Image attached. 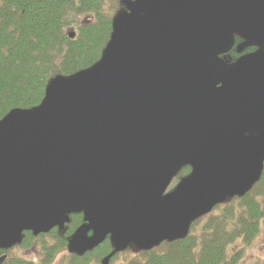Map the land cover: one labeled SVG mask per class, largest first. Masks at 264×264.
<instances>
[{
	"label": "water",
	"instance_id": "obj_1",
	"mask_svg": "<svg viewBox=\"0 0 264 264\" xmlns=\"http://www.w3.org/2000/svg\"><path fill=\"white\" fill-rule=\"evenodd\" d=\"M122 1L95 64L0 119L1 250L81 213L68 250L108 238V264L185 238L261 176L264 0Z\"/></svg>",
	"mask_w": 264,
	"mask_h": 264
},
{
	"label": "trees",
	"instance_id": "obj_2",
	"mask_svg": "<svg viewBox=\"0 0 264 264\" xmlns=\"http://www.w3.org/2000/svg\"><path fill=\"white\" fill-rule=\"evenodd\" d=\"M105 4L110 11H103ZM120 9H124L122 0H0V119L11 109L38 105L52 78L69 76L95 64ZM81 15L89 19L70 37L66 30ZM236 55L234 50L230 52L231 57ZM189 170L186 166L180 174ZM70 217L63 230L55 228L37 236L24 232L17 246L28 247L39 240L40 263H50L59 252L68 250L67 239L82 222V214ZM262 227L264 162L259 180L244 196L227 198L193 221L185 238L162 242L148 251L129 246L108 264H115L121 254H127L124 264H238L243 248L252 243ZM45 235L51 236V244L41 242ZM111 251L106 238L82 256L69 253L64 264H92ZM9 252L0 249V256L7 255L2 264H36Z\"/></svg>",
	"mask_w": 264,
	"mask_h": 264
},
{
	"label": "rangeland",
	"instance_id": "obj_3",
	"mask_svg": "<svg viewBox=\"0 0 264 264\" xmlns=\"http://www.w3.org/2000/svg\"><path fill=\"white\" fill-rule=\"evenodd\" d=\"M102 8H103L104 12L110 11V10L107 9L108 8V4H105ZM88 19H89L88 17L83 16V15H81V17H75L73 19V23L74 24L70 25L67 28V30H66L67 33H69V34L72 33L75 36V33L77 32V26L83 24L85 22V20H88ZM107 42H106V44H107ZM236 43H237V41H236ZM186 174L187 173H185L183 175L180 174L178 176V178L181 179L184 176H186ZM179 179H177L176 181L173 180V182L171 183L169 188L174 186ZM40 240H41V242L44 241L47 244H51L52 243L51 236H49V235H45L44 237H41ZM32 246L34 248H32ZM39 250H40V243H39V240H38L35 244L29 245L28 247H26V246L24 247L22 245L16 246V247H14V248H12L10 250L9 254L12 255V256H15V257L16 256L21 257V258H23L25 260L34 261L36 264H41L40 263V258H38V256H37V252H39ZM69 253H71V252L69 250H66V249L61 251V252H59L52 259V261L50 263H48V264H64V262L67 260V258L69 256ZM132 253H130V254L133 255ZM125 256H127V254H125V255L121 254L116 259L115 264H124ZM104 257L105 256H103L98 262H93L92 261V264H101V260ZM258 261L259 262H264V227H262V229H260L259 233L255 237V239L252 241V243L249 246H246V247L243 248V251L241 253V256H240L238 264H254V263H258Z\"/></svg>",
	"mask_w": 264,
	"mask_h": 264
},
{
	"label": "flooded vegetation",
	"instance_id": "obj_4",
	"mask_svg": "<svg viewBox=\"0 0 264 264\" xmlns=\"http://www.w3.org/2000/svg\"><path fill=\"white\" fill-rule=\"evenodd\" d=\"M254 50V48L253 47H250V48H246L244 51H243V53H245V52H251V51H253ZM240 54H237L236 56L238 57ZM229 56H230V54H229ZM237 57H235V58H237ZM231 58V57H230ZM234 58V59H235ZM70 219H71V217H70Z\"/></svg>",
	"mask_w": 264,
	"mask_h": 264
}]
</instances>
